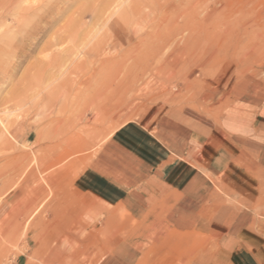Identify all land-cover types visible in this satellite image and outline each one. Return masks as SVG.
<instances>
[{"label":"rangeland","instance_id":"1","mask_svg":"<svg viewBox=\"0 0 264 264\" xmlns=\"http://www.w3.org/2000/svg\"><path fill=\"white\" fill-rule=\"evenodd\" d=\"M241 97H264V0H0V264H112L129 250V264H264V163L210 176L217 222L250 220L234 253L206 225L143 222L107 181L170 155L209 173L164 149L156 124L184 118L191 158L197 121Z\"/></svg>","mask_w":264,"mask_h":264},{"label":"crops","instance_id":"2","mask_svg":"<svg viewBox=\"0 0 264 264\" xmlns=\"http://www.w3.org/2000/svg\"><path fill=\"white\" fill-rule=\"evenodd\" d=\"M244 101L238 112L226 114L224 120L213 124L197 121L199 128L192 134L200 143L191 158L185 156L184 145H179V142L185 141L187 129L184 118L178 119V113L170 110L156 124L157 138L164 149L192 166L202 161V164L208 165L204 169L209 173H204L199 165L188 168L186 172L184 164H175V157L170 155L169 165L163 168L161 165L165 162H162L154 169L151 167V174L127 170L124 178H107L109 183L112 181L113 195L129 199L134 216L138 217L141 212L151 216L142 220L147 224L161 223L162 226L182 232L206 225L210 240L219 246L220 251L234 253L237 250L236 238L242 229L248 228L250 220L238 216L230 223H218L211 199L202 201L212 196L216 198L211 178H216L218 171L226 166H235L239 173L250 174L255 168L259 170L264 163V97L258 101ZM261 236L264 242V228ZM54 250L61 252L59 247ZM121 256L119 254L113 258L112 264H129L133 258L130 250L123 259Z\"/></svg>","mask_w":264,"mask_h":264},{"label":"bare ground","instance_id":"3","mask_svg":"<svg viewBox=\"0 0 264 264\" xmlns=\"http://www.w3.org/2000/svg\"><path fill=\"white\" fill-rule=\"evenodd\" d=\"M205 2H206V1H205ZM26 8H28V7H26ZM216 11H217V10H216ZM209 13H210V12H209ZM218 15H219V14H218ZM170 23H171V22H170ZM226 28H227V27H225V29H226ZM161 30H162V29H161ZM113 31H114V30H113ZM225 31H226V30H225ZM225 31H224V32H225ZM239 32H240V31H239ZM125 38H126V36H125ZM117 39H119V38L117 37ZM127 40H128V39H127ZM123 41H124V40H123ZM143 41H145V40H143ZM143 41L141 40V43H143ZM137 48H138V47H137ZM138 51H139V50H138ZM133 52H135V51H133ZM139 53H140V55H141L142 52H139ZM139 53H138V54H139ZM153 53H154V52H153ZM140 55H139V56H140ZM142 57H144V56L142 55ZM144 59H145V58H144ZM153 59H154V58H153ZM89 60H90V59H89ZM142 60H143V59H142ZM94 61H95V60H94ZM138 61H140V60H138ZM143 61H144V60H143ZM90 62L93 63V60H90ZM105 62H106V60H101L100 64H103V65H104ZM140 62H141V61H140ZM150 62H151V61H150ZM139 64H140V63H139ZM148 65H149V64H148ZM145 66H146V65H145ZM167 75H168V74H167ZM71 140H72V139H71ZM65 142H66V141H65Z\"/></svg>","mask_w":264,"mask_h":264}]
</instances>
